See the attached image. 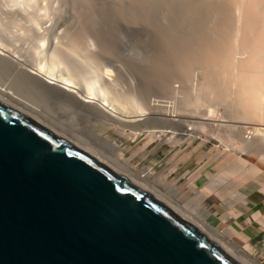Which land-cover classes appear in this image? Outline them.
Here are the masks:
<instances>
[{"label":"bare ground","instance_id":"6f19581e","mask_svg":"<svg viewBox=\"0 0 264 264\" xmlns=\"http://www.w3.org/2000/svg\"><path fill=\"white\" fill-rule=\"evenodd\" d=\"M116 2L120 3V10L116 7L118 12L113 17L121 19L130 29L145 31L146 36L140 30L149 42V64L145 70L148 80H154L168 93L173 86L165 78L181 79L180 110L177 108L174 114L161 113V109L147 112L146 106L143 108L135 97L111 86L106 88L98 74L102 62H97L95 48L90 49L94 47L91 45L94 33L91 32L90 38V30L99 29L83 17L70 26L61 24L63 29L59 32L62 0H0V98L46 117L65 138L133 178L135 173L125 163L122 152L90 130L85 132L90 138L87 134L81 136L79 133L83 132L77 128L68 130L64 121L44 112L46 109L40 110L45 108L40 101L74 108L85 119L117 125L136 135H165L179 143L209 131L208 136L225 140L229 148L253 150L264 159V0ZM102 45V52L110 54V48L106 47L109 44ZM80 56L91 68H97L95 76L89 78L80 70ZM197 70L202 79L193 87V79L199 80V76L194 78ZM6 74H12L13 78L3 80L1 76ZM219 102L226 104L224 112L214 106ZM185 112L196 120L187 119L185 116L189 114ZM249 124L254 125L252 130ZM140 173L153 183L151 186L142 183L144 186L217 237L220 235L217 228L196 214L191 202L178 201L180 190L170 188L163 192L161 187L166 181L152 168L145 167ZM225 244L238 257L259 264Z\"/></svg>","mask_w":264,"mask_h":264},{"label":"water","instance_id":"95a60500","mask_svg":"<svg viewBox=\"0 0 264 264\" xmlns=\"http://www.w3.org/2000/svg\"><path fill=\"white\" fill-rule=\"evenodd\" d=\"M0 264H252L135 178L0 98Z\"/></svg>","mask_w":264,"mask_h":264},{"label":"rangeland","instance_id":"374dc122","mask_svg":"<svg viewBox=\"0 0 264 264\" xmlns=\"http://www.w3.org/2000/svg\"><path fill=\"white\" fill-rule=\"evenodd\" d=\"M62 1L64 2L62 3L63 4L62 5L63 6L62 7L63 16L60 20L62 22L59 23L58 25L60 27V28L58 27L59 32L61 31L59 29H63V26L61 24H66L70 26V24L73 25L72 23H75V22L77 23L80 18L82 20L83 17H84L83 20L87 22H88V19H89V22L91 20L90 23L93 24V26H95L97 29H99L98 32H94L90 30V34H89L90 38H91L90 35L94 33L91 39L93 41L91 45H93L94 47H90V49L95 48L93 49V51L95 53L96 60L99 63L100 61L102 62L100 63L102 66H100V71L98 72V74H100V76L102 77V83L103 85L105 84L106 88H109L111 86L110 88L113 87L115 88V90L117 89L116 91H119V92L121 91L120 93H123V94L126 93V95L128 96L131 95L135 97L136 100H138L139 103L143 106V108L146 106V108H144L146 109V111L147 109L148 111L150 110L149 112H152L153 110L159 111L161 109V111H159L161 113L166 112V113L174 114L176 113L177 108H179L180 110L179 105L181 104L182 94L179 92L180 88L178 87H181L180 85L182 84V82H180L181 79H178L177 77L176 79L177 81L176 80L171 81L168 79L169 77L165 78L168 83L172 82L171 85L173 86V88L174 87L176 88V90H174L175 88L174 89L171 88L172 89L171 92H168V93H165V90H163L161 86L156 85L155 82H152L154 80L152 81L148 80L145 70H146V66L149 64V61H148L149 59L147 57H149L150 54L148 53L149 42L147 41L148 39H146L145 37L146 36L145 31L143 29L142 30L138 29V31L137 29L136 30L130 29L126 27V25L124 26V22L121 23V19L119 18L116 19V17H113V16H116V13L118 12V10L116 11L115 8L117 7V9L120 10V6L118 8L119 2L118 3L116 2L118 0L114 1L116 3H114L113 0H62ZM85 24L86 23L84 22V25ZM140 30L145 36L140 32ZM114 32H116L117 35ZM140 33L142 34V36H140L141 35ZM114 34L116 35V37ZM103 42L105 43V45L109 44L106 47L110 48L109 49L110 54L109 53L104 54L105 51L102 52L101 45L104 44ZM105 45H102V47H104ZM83 59L84 58L81 56L79 60L77 58L78 62H80V63L77 62L80 65L79 66L80 70L82 72L87 73L86 75L89 78L93 77L94 74H97V71H98L97 68H94V66L91 68V65L88 62L86 63V60L83 61ZM83 63L86 65H84ZM197 72L200 73V70H197L195 72L194 75H197V76H194L195 79L200 75V74L198 75ZM11 76L10 74L9 75L6 74L1 77H3L2 78L3 80H9L10 78H13L12 74ZM200 77L201 76L198 77L199 80L193 79V81H195V83L192 81V84L194 83V85H192L193 87L196 85L197 81H200V79H202V77L201 78ZM21 91L22 93L26 94L24 90H21ZM154 98H157L154 100L156 101L155 103H153L154 101L152 102ZM46 101H43V102L40 101V103L42 104L41 106L45 107V108L42 107L44 109H40L41 111L46 109L44 112L46 111L49 113L51 112L50 114L55 115L57 119L64 121L65 128H67L68 130H75V128H77L78 131H82L83 133H79L78 131L76 132H78L81 136H83L82 134H85V135L87 134L89 138H90V135H88L89 133H85V132H87V130H90L92 134L95 133L98 136V138L111 144L116 150L123 153L125 163L133 171V174L135 173L134 177L136 178V180H138L139 182L143 184H147L150 186L153 184L148 178H146L144 175L140 173V170H142L146 166L148 167L147 163L146 162L144 163L142 161L144 158V152L142 151L149 145H151L150 148H152V146L153 147L157 146V148H159L160 150H164V151H168L170 149H173L174 151H176V150L188 147L190 148L192 152L195 151L196 148H200L203 146L204 150L209 154V156L212 153H214L215 155L225 153L226 154L225 156H227V158H230V160L233 162L241 158V162L247 161L248 165L251 163H253L254 165H258V167L261 170L260 171L261 173L259 174H261L262 177H264V159L262 156H260V154L258 153L256 154V152L253 150H250L248 152H243L233 147L229 148L225 140L221 141L217 137L208 136L209 131H207V134L203 133L199 135L198 138L196 139H189L183 143H179L177 140L174 141L173 139H169L165 135H162L160 137L151 136V135H136L126 129H122L120 126H117V125H108L105 122L98 121L93 118L85 119L83 116H81V114H79V111H76L74 108L62 106L56 102H52L49 100L47 102ZM159 101H161V103ZM224 105L226 106V104H223V102H219V103H215L214 106H217V108L219 109V112H224L225 111ZM185 114H189V113L185 112ZM185 117L187 119L190 118L191 120L195 119V118H192V114H189ZM253 126L254 125L249 124V130H252ZM247 135H249V133ZM158 169H155L156 170L155 172L157 173L158 176L163 177L162 174L159 173ZM247 178L249 177L246 176L244 180H246ZM238 179L241 180V176ZM167 183L168 185L166 184L165 187L163 186H162L163 188L161 187V190L165 193H167V190H165L166 188L167 189L173 188V185L171 184V182L169 183L167 180ZM179 199L180 198L178 197V201H180ZM220 230L221 229H219L220 235H218V237L223 242L227 243L239 254L241 253L244 256L247 255L246 252L243 249H241L240 244H238L234 239L228 238L226 235H224L223 237Z\"/></svg>","mask_w":264,"mask_h":264},{"label":"crops","instance_id":"0c3cea01","mask_svg":"<svg viewBox=\"0 0 264 264\" xmlns=\"http://www.w3.org/2000/svg\"><path fill=\"white\" fill-rule=\"evenodd\" d=\"M150 147L142 151V161L160 168L166 184L181 191L180 202H191L196 214L240 244L247 258L264 264V177L258 165L241 158L233 162L225 153L209 156L203 146L193 152Z\"/></svg>","mask_w":264,"mask_h":264},{"label":"built area","instance_id":"2783aa9c","mask_svg":"<svg viewBox=\"0 0 264 264\" xmlns=\"http://www.w3.org/2000/svg\"><path fill=\"white\" fill-rule=\"evenodd\" d=\"M156 141H158V140H156ZM156 141H155V142H156ZM143 167H145V166H143ZM149 167H151V168L153 169V171H156L155 168H153L152 166H149Z\"/></svg>","mask_w":264,"mask_h":264}]
</instances>
